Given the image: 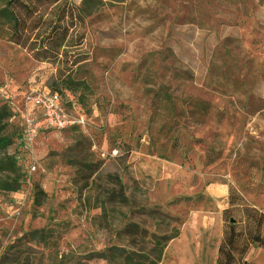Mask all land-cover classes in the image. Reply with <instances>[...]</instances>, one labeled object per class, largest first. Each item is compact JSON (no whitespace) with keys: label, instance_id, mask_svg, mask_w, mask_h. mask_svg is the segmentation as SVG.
<instances>
[{"label":"rangeland","instance_id":"374dc122","mask_svg":"<svg viewBox=\"0 0 264 264\" xmlns=\"http://www.w3.org/2000/svg\"><path fill=\"white\" fill-rule=\"evenodd\" d=\"M45 88L85 123L29 143ZM1 106L0 264H216L264 212V0H0Z\"/></svg>","mask_w":264,"mask_h":264},{"label":"trees","instance_id":"16d2710c","mask_svg":"<svg viewBox=\"0 0 264 264\" xmlns=\"http://www.w3.org/2000/svg\"><path fill=\"white\" fill-rule=\"evenodd\" d=\"M13 115L8 106L0 107V149L7 148L11 143L7 126ZM224 216L225 225L216 264H253L244 260V257L253 245L264 248V212L231 189L229 206L224 210Z\"/></svg>","mask_w":264,"mask_h":264},{"label":"built area","instance_id":"2783aa9c","mask_svg":"<svg viewBox=\"0 0 264 264\" xmlns=\"http://www.w3.org/2000/svg\"><path fill=\"white\" fill-rule=\"evenodd\" d=\"M27 102L38 108L36 117H27L22 136L25 141L33 142L39 130H64L83 126L85 120L81 116H71L65 108L62 96L48 88L34 90L26 97Z\"/></svg>","mask_w":264,"mask_h":264}]
</instances>
